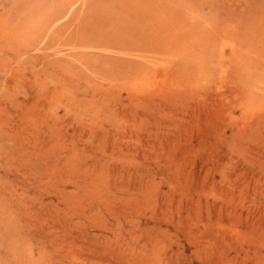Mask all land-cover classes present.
I'll return each instance as SVG.
<instances>
[{
    "label": "rangeland",
    "instance_id": "374dc122",
    "mask_svg": "<svg viewBox=\"0 0 264 264\" xmlns=\"http://www.w3.org/2000/svg\"><path fill=\"white\" fill-rule=\"evenodd\" d=\"M0 264H264V0H0Z\"/></svg>",
    "mask_w": 264,
    "mask_h": 264
}]
</instances>
